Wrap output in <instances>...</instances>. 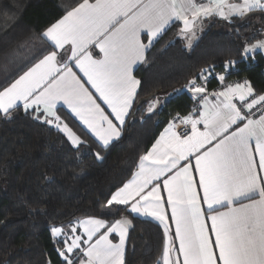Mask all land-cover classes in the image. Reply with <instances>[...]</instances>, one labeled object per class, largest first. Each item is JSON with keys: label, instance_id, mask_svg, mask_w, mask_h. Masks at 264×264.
<instances>
[{"label": "snow or ice", "instance_id": "1", "mask_svg": "<svg viewBox=\"0 0 264 264\" xmlns=\"http://www.w3.org/2000/svg\"><path fill=\"white\" fill-rule=\"evenodd\" d=\"M254 10L264 12V0H83L40 34L46 54L0 87V118L10 119L23 109L33 120L64 133L79 149L85 142L61 121L62 103L100 148L107 149L121 137L138 95L141 82L134 65L145 60L162 33L179 24V36H194L198 20L219 17L231 22ZM5 16V23L14 20V15ZM257 49L264 50V40L246 44L241 55L248 57ZM232 63L226 62L222 73L213 66L189 80L187 91L202 107L177 118L190 127L180 131L177 123L169 122L140 157L132 178L107 200L109 206H125L130 213L155 219L166 235L171 233L169 220L174 223L162 264H264V93L248 81L228 83ZM210 78L221 85L210 93L213 102ZM96 157L102 159L99 152ZM193 173L199 174L198 181ZM129 223L125 218L109 222L89 217L78 221L82 235L75 225L70 232L55 226L50 231L59 238L61 264H125ZM111 234L119 236V243L109 239Z\"/></svg>", "mask_w": 264, "mask_h": 264}, {"label": "trees", "instance_id": "2", "mask_svg": "<svg viewBox=\"0 0 264 264\" xmlns=\"http://www.w3.org/2000/svg\"><path fill=\"white\" fill-rule=\"evenodd\" d=\"M82 2L0 0V87L46 54L40 34ZM6 13L14 20L5 23ZM209 23L190 49L178 35L180 25L174 24L148 50L145 62L135 70L141 83L123 134L107 149L100 148L63 108L59 114L85 142L79 149L64 133L33 120L23 109L10 119L0 118V264H61L51 227L78 218L112 221L122 216L131 220L125 264H160L162 228L125 206L107 205L110 194L132 177L161 130L195 108L186 86L202 69L214 66L222 73L232 61L226 80H248L257 93H264V54L241 55L246 44L264 38V12L254 10L231 22L212 17ZM219 86L214 78L207 83L208 91ZM173 92L161 109L146 113L157 95ZM150 96L126 130L138 102Z\"/></svg>", "mask_w": 264, "mask_h": 264}, {"label": "crops", "instance_id": "3", "mask_svg": "<svg viewBox=\"0 0 264 264\" xmlns=\"http://www.w3.org/2000/svg\"><path fill=\"white\" fill-rule=\"evenodd\" d=\"M90 2H94V1H90ZM197 2H204V0H197ZM228 2L229 3H241L242 2V0H228ZM227 10V9H226ZM210 18H212V17H210ZM210 18H207V19H202V21H197V24H196V27H195V29H194V31L196 32L195 34L197 35L196 36V38H198V37H200V35L201 34H203V32H204V28H205V25H206V23H207V21H209V19ZM174 25V24H173ZM172 26V25H171ZM170 26V27H171ZM181 26V25H180ZM169 27V28H170ZM168 28V29H169ZM164 33H162L161 34V36L163 35ZM160 36V37H161ZM160 37L158 38V39H160ZM156 42H154V44H155ZM98 51V50H97ZM257 51H260V52H262L263 54H264V50H260V49H257L255 52H257ZM148 52V51H147ZM147 52L145 53V60H146V55H147ZM254 52V53H255ZM70 52L68 53V55L70 56ZM253 54V53H252ZM101 58H102V55H101ZM145 60L144 61H142V62H139V63H137L136 65H134V76H135V70H136V68L138 67V66H140L141 64H143L144 62H145ZM7 65H8V63H7ZM10 69V68H9ZM7 70H8V68H7ZM80 75H83L82 73H80ZM135 78L138 80V78L135 76ZM85 80H86V77H85ZM245 81H248V80H241V81H239L238 83H241V84H243ZM228 83H229V81H227ZM249 82V81H248ZM86 87H88L89 88V90L90 91H92V92H94V89H91V87H90V85H86ZM221 87V85L218 87V88H216V89H214V90H218L219 88ZM138 89H139V86H138V88H137V93H138ZM213 90H209L208 91V93H209V101L210 102H213L214 100H215V98L212 96V95H210V93L212 92ZM191 94V93H190ZM98 95V94H97ZM192 95V94H191ZM192 97H193V95H192ZM194 98V97H193ZM195 99V98H194ZM136 100V99H135ZM169 99L168 98H164V99H162V101H159V102H155L154 100H152L150 103H149V105L147 106V108H146V113L147 114H150V113H152V112H154V111H156V110H159V109H161L162 107H163V105L168 101ZM195 101H196V106H195V108L196 107H202V104H200L196 99H195ZM98 103H101V106L102 107H105L106 108V105H103V102L102 101H97ZM234 102H236V101H234ZM151 104H155V107H154V109H153V111L152 112H149L148 111V109H149V107L151 106ZM134 105V104H133ZM58 108H63L64 110H66L85 130H86V128H85V126H83L82 125V123L78 120V118H76L75 116H74V114H72L71 113V110L70 109H68L67 108V106L66 105H63L62 103L61 104H59L58 105ZM131 110L132 109H130V113H131ZM110 111V110H109ZM58 115H60L59 114V112H58ZM60 117H61V121L63 122V123H67L66 122V120L60 115ZM129 117V116H128ZM128 117L126 118V123H127V120H128ZM171 122H173V123H177L178 125H179V130L181 129V127L183 126V124H180V121H179V119L178 118H176V119H174L173 121H171ZM126 123H125V125H126ZM68 124V123H67ZM125 125H124V127H125ZM52 126V125H51ZM68 126H69V124H68ZM54 127V126H53ZM70 127V126H69ZM124 127H123V131H124ZM166 127H168V125L167 126H165L162 130H161V132L159 133V135H158V137L154 140V142L152 143V145L150 146V148H149V150H151V148H152V146H153V144H155V142H156V140L160 137V135H161V133L164 131V129L166 128ZM71 128V127H70ZM72 129V128H71ZM74 131V130H73ZM89 134H90V132L88 131V130H86ZM123 131H122V134H123ZM75 132V131H74ZM76 133V132H75ZM77 134V133H76ZM122 134H121V136H122ZM78 135V134H77ZM91 135V134H90ZM79 136V135H78ZM92 136V135H91ZM80 137V136H79ZM93 137V136H92ZM81 138V137H80ZM94 138V137H93ZM95 139V138H94ZM81 140H82V138H81ZM96 140V139H95ZM83 141V140H82ZM97 141V140H96ZM115 141V140H114ZM98 142V141H97ZM112 143V142H111ZM110 143V144H111ZM254 143V142H253ZM98 144H99V142H98ZM148 150V151H149ZM147 151V152H148ZM146 152V153H147ZM145 153V154H146ZM144 154V155H145ZM257 160H258V156H257ZM193 163H194V161H193ZM138 170V168L135 170V171H137ZM193 175H194V179L195 180H197L198 181V179H199V174L198 173H193ZM261 175H264V172H261ZM132 178V177H131ZM130 178V179H131ZM129 179V180H130ZM201 191V194H202V190H200ZM161 195H162V197H163V199H164V201H165V204H164V208H165V211H166V213H167V215H171V208L167 205V203H166V200H167V192L166 191H163L162 193H161ZM258 198V197H257ZM202 207L203 208H207V205L206 204H203L202 205ZM134 214V213H133ZM135 215H137V214H135ZM137 216H140V217H143V218H146V219H149V220H151V221H153V222H155V223H157L161 228H162V230H163V232H164V237H165V242H164V247H165V245H166V243H168V241H169V236L171 235V233H174V230H175V225H174V223H172L171 222V220H169V227H170V229H171V233L170 234H167L166 235V233H165V230H164V227H163V225H161L158 221H156L155 219H153V218H151V217H147V216H142V215H137ZM87 218H89V217H85V218H78V219H76V220H74V221H72V222H70V223H66V224H63V225H59V226H55V227H60V228H62V230L63 231H65V232H70V229H71V227L72 226H77V228H78V234H83V230L81 229V228H79V226H78V221H80V220H84V219H87ZM94 218H97V217H94ZM121 218H125L127 221H129L130 223L127 225V235H126V238H125V245H124V254H125V252H126V245H127V240H128V234H129V228H130V226H131V220H130V218L129 217H127V216H122ZM120 218V219H121ZM97 219H102V218H97ZM117 220V219H116ZM107 221V220H106ZM112 221H115V220H112ZM112 221H109V222H112ZM206 223H207V225L209 226V229H210V225H211V221L210 220H206ZM103 231V230H102ZM209 235H210V238L212 239V240H214L215 239V236H214V234L213 233H211L210 231H209ZM55 239H59V238H55ZM109 239H111L112 241H113V243H119V236L118 235H116V234H111L110 236H109ZM178 245H179V241L178 240H176L175 241V247H178ZM85 247H87V245H85ZM163 250H164V248H163ZM162 254H163V252H162ZM177 256V253H176V251L175 250H173V252H172V258L173 259H175V257ZM181 260H182V256H181ZM160 264H162V256H161V258H160Z\"/></svg>", "mask_w": 264, "mask_h": 264}, {"label": "rangeland", "instance_id": "4", "mask_svg": "<svg viewBox=\"0 0 264 264\" xmlns=\"http://www.w3.org/2000/svg\"><path fill=\"white\" fill-rule=\"evenodd\" d=\"M210 23H209V21H207V23H206V25H205V30L208 28V25H209ZM205 30H204V32H205ZM203 32V33H204ZM196 33V32H195ZM196 34L194 35V36H192L191 35V33L188 35V36H186V37H182V39L185 41V45L190 49V48H192V46H194V44L199 40V37L198 38H196ZM189 39L191 40V43H190V45H189ZM261 40H264V38L263 39H261ZM258 41H260V40H258ZM256 43V42H255ZM254 43V44H255ZM175 95V93L173 92V93H170V94H168V95H157L156 96V98L154 99V101L155 102H159V101H162V99H164V98H168V99H170L171 97H173Z\"/></svg>", "mask_w": 264, "mask_h": 264}, {"label": "water", "instance_id": "5", "mask_svg": "<svg viewBox=\"0 0 264 264\" xmlns=\"http://www.w3.org/2000/svg\"><path fill=\"white\" fill-rule=\"evenodd\" d=\"M249 14H250V13L246 14V16H248ZM246 16H245V17H246ZM245 17H244V18H245ZM152 97H153V96H150V97L144 98V99H142V100H140V101L138 102V104H137V106H136V108H135V110H134V112H133V115H132L131 119H130L129 122H128V125H127V127H126V130L128 129V126L130 125V123H131V122L133 121V119L135 118L139 106H140L143 102L150 100ZM10 222H12V220H9V221H7L6 223H4L3 227H4L6 224L10 223Z\"/></svg>", "mask_w": 264, "mask_h": 264}, {"label": "built area", "instance_id": "6", "mask_svg": "<svg viewBox=\"0 0 264 264\" xmlns=\"http://www.w3.org/2000/svg\"><path fill=\"white\" fill-rule=\"evenodd\" d=\"M228 69H229V68H228ZM216 73H218V72L216 71ZM227 73H228V71H227ZM227 73H226V75H227ZM238 82H239V80H237V79H232V80L229 81V83H233V84L238 83ZM236 102H238V101H236ZM187 127H190V126H185V125H183V126L181 127L180 131H184Z\"/></svg>", "mask_w": 264, "mask_h": 264}]
</instances>
